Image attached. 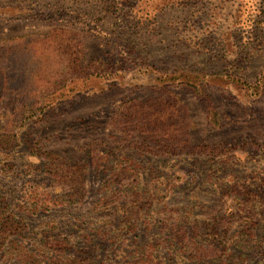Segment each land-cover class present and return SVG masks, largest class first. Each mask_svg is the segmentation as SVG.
Listing matches in <instances>:
<instances>
[{
    "label": "rangeland",
    "instance_id": "rangeland-1",
    "mask_svg": "<svg viewBox=\"0 0 264 264\" xmlns=\"http://www.w3.org/2000/svg\"><path fill=\"white\" fill-rule=\"evenodd\" d=\"M0 264H264V0H0Z\"/></svg>",
    "mask_w": 264,
    "mask_h": 264
},
{
    "label": "trees",
    "instance_id": "trees-1",
    "mask_svg": "<svg viewBox=\"0 0 264 264\" xmlns=\"http://www.w3.org/2000/svg\"><path fill=\"white\" fill-rule=\"evenodd\" d=\"M47 174L50 176V177H58V176H61V173H59V168H58V164H55L53 161L49 162V165H48V170H47ZM66 176V175H65ZM4 226V230L7 228V227H10L11 226V229L12 230H18L20 229L19 228V225H14L13 223H11L10 226H7V224H3ZM175 238H177V240L180 238L182 239L181 236H178L176 235Z\"/></svg>",
    "mask_w": 264,
    "mask_h": 264
}]
</instances>
